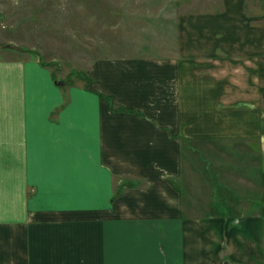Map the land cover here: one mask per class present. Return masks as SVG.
Wrapping results in <instances>:
<instances>
[{
    "label": "crops",
    "instance_id": "crops-1",
    "mask_svg": "<svg viewBox=\"0 0 264 264\" xmlns=\"http://www.w3.org/2000/svg\"><path fill=\"white\" fill-rule=\"evenodd\" d=\"M220 7L184 16L170 56L98 60L82 85L0 56V264H264V156L209 213L184 164L264 153V0Z\"/></svg>",
    "mask_w": 264,
    "mask_h": 264
},
{
    "label": "rangeland",
    "instance_id": "rangeland-1",
    "mask_svg": "<svg viewBox=\"0 0 264 264\" xmlns=\"http://www.w3.org/2000/svg\"><path fill=\"white\" fill-rule=\"evenodd\" d=\"M221 4L222 0H0V56L37 60L49 65L60 83L82 85L98 60L170 56L177 49L181 19L218 11ZM206 150L188 154L184 163L192 194L201 190L208 196L201 199L204 212L212 199L222 207L227 193L242 199L243 181L264 156L255 140L220 142ZM241 199L232 206L241 208Z\"/></svg>",
    "mask_w": 264,
    "mask_h": 264
}]
</instances>
